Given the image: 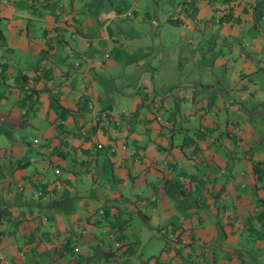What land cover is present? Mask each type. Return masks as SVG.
I'll return each instance as SVG.
<instances>
[{
	"label": "crops",
	"instance_id": "0c3cea01",
	"mask_svg": "<svg viewBox=\"0 0 264 264\" xmlns=\"http://www.w3.org/2000/svg\"><path fill=\"white\" fill-rule=\"evenodd\" d=\"M75 1H83L107 41L98 59H93L95 51L89 52L88 61V54L76 46L69 42L59 46L55 41L63 40L65 27L71 28L66 22L60 25L59 19L73 18ZM192 1L195 10L199 2ZM87 2L0 0V121L10 131V137L0 134V264H117L125 257L128 264H264V256L256 249V244H264V218L258 214L264 207V193L258 192L264 184V170L260 174L252 166V159L259 155L246 151L240 170L235 162L224 163L214 156L233 153L232 146L243 144L253 133L230 132L228 140L210 149V142L198 140L197 132L188 131L187 125L180 126L176 138L170 135L168 139L161 128V135L147 129L145 121H137L142 126L139 135L129 133V127L122 136L125 130L115 121H109L112 125L106 132L102 118L109 114V106L94 105L97 94L92 87L69 99L61 92L54 98L57 112L49 114L50 103L43 92L51 97L52 87L66 83L69 71L62 66L66 60L70 67L85 62L84 73L97 62H114L126 35L120 36L123 30L119 28L115 34L119 38L114 37L110 26H116L117 19L128 12L132 13L129 23L134 24L149 15L148 3L144 6L141 0ZM201 5L203 15L211 20L220 9L228 20L251 14L262 36L259 43L264 45L263 28L258 24L262 20L264 25L262 0H207ZM171 18L178 20V15L171 14ZM86 28L74 32L83 38L86 34L83 43L89 47L95 34L85 33ZM232 51H237V60L249 52L241 43ZM132 52L137 55L136 50ZM254 63V69H263L261 59ZM126 85L134 86L127 82L120 88ZM139 110L135 106L127 113L136 116ZM30 116L46 118L42 126L55 128L47 135ZM193 124L194 129L211 123L199 116ZM134 211L140 218L144 213L147 224L165 221L173 226L178 239L164 244L156 254L140 256L136 249L140 224ZM113 219L124 220L120 232L110 225ZM255 222L253 231L245 230ZM52 230L59 231L55 243L72 247L49 258L38 252L44 243L50 244L41 232ZM95 244L110 245L118 255L90 256ZM120 244L122 249L117 250ZM126 245L132 249L124 253ZM136 250L140 258L132 263Z\"/></svg>",
	"mask_w": 264,
	"mask_h": 264
},
{
	"label": "rangeland",
	"instance_id": "374dc122",
	"mask_svg": "<svg viewBox=\"0 0 264 264\" xmlns=\"http://www.w3.org/2000/svg\"><path fill=\"white\" fill-rule=\"evenodd\" d=\"M87 1V3L95 2V0ZM124 1L127 3L130 0ZM141 1L144 6L146 2L148 3L149 15L139 17L134 24L129 23L132 13L128 12L117 19L116 26H110L114 37L119 38L115 35L119 28L123 30L119 32V35H126V41L123 40L118 59L114 62H97L85 73V62L80 67H70L68 60L64 62L62 66L69 71L66 83L52 87L51 97L47 92H43L46 102L50 103L49 114L57 112L54 98L61 92H66V97L69 99L80 90L92 87L93 93L97 94L94 105L109 106L107 108L109 114L102 118L107 128L106 132L115 121L118 128L122 127L125 130L122 136L127 135L129 127H131L129 133L139 135L142 126L138 125L137 121L141 124L145 121L144 125L147 129L157 131V135H161L163 131L168 139L170 135L176 138L180 135V126L187 125L188 131L195 130L196 135L200 137L198 140L203 139L205 144L210 142V149H213L218 142L228 140L227 135H230V132L248 131L253 135L244 138L243 144L237 143L232 146L233 153L227 151L222 157L214 154L216 160L224 163L235 162L236 168L240 170L244 165L241 157L246 151L251 156L263 155L264 45L259 43L262 36L256 28L254 17L251 14L250 16L242 14V17L228 20L227 15L224 16L225 11L220 9L219 12L214 13L211 20L203 15L204 7L201 4L207 0H197L199 7L195 10L192 0ZM178 2H181L183 6H179ZM75 3L77 4H74L76 7L72 11L73 18L59 19L60 25L66 22V25L70 24L71 28L65 27L62 31L63 40L55 38V41L59 43H57L59 46L60 42H69L70 45L76 46L82 54H88V61L91 59L89 52L95 51L93 59H98L105 52L107 41L100 36L101 32L98 31L96 19L89 16L88 11L83 7V1H75ZM171 14L178 15V20L172 19ZM152 19L154 21L150 22ZM258 24L264 32L263 21H258ZM85 26H87L85 33L95 34V38L90 40L89 47L83 43L87 35L85 34L83 38L74 32ZM33 34L31 32V35ZM239 43L242 49L250 53L246 52L237 60V51L232 50ZM132 50L137 51L136 56L131 55ZM228 51L231 53L227 54ZM258 59H261L260 65L263 69H254V60L257 63ZM93 79L97 82H93ZM54 80L60 82L58 76H55ZM127 82H131L134 85L133 88L127 85L120 88ZM135 106L140 108L136 116L128 114L127 109ZM84 115L88 114L85 112ZM199 116L203 121L211 124L204 125L203 128H191L190 126L194 125L193 122ZM30 119L41 126L39 131L47 135L55 128L51 125L42 126L48 122L46 118L30 116ZM87 121L89 117L84 120V124H87ZM159 128L162 131L159 132ZM19 130L20 128L15 130L16 134ZM23 130L34 135L38 134L34 129L23 128ZM165 152V150L161 152L160 156H163ZM174 153L171 154L174 155ZM258 167V165L255 166V168ZM44 168L50 170L51 166ZM262 180L264 183V178ZM258 192L264 193V184L259 186ZM162 196L166 197L165 194ZM258 214L259 217L264 218V207ZM134 216L140 224L139 231L137 230L138 240H136V249L140 251V256L156 254L164 245L163 237L158 229L159 226L166 224L165 221L147 224L143 222L147 218L144 213L140 218L134 211ZM256 225L257 222L254 225L248 223L245 230L253 231ZM261 228L264 229V223H261ZM177 239L178 234L175 239L171 238L172 241ZM250 241L254 242L253 237ZM120 246L121 244L116 247L117 250L122 249ZM256 249H259L260 254L264 256V244L259 247L256 244ZM256 254H259V251ZM140 256L138 252L132 263ZM251 257L254 259L252 255Z\"/></svg>",
	"mask_w": 264,
	"mask_h": 264
},
{
	"label": "trees",
	"instance_id": "16d2710c",
	"mask_svg": "<svg viewBox=\"0 0 264 264\" xmlns=\"http://www.w3.org/2000/svg\"><path fill=\"white\" fill-rule=\"evenodd\" d=\"M0 134L5 135L6 137H10L9 129L7 127H5L1 121H0ZM257 165L259 167L255 168V166H257ZM263 165H264V154L252 159V166L256 172L261 171L260 172V174H261L262 170L264 169ZM123 222L124 221H122V220L119 221L117 219H113L109 223L112 227L116 226V227L120 228L122 226ZM170 231H171V235L169 236V234H166L165 238L163 239L164 244H166L169 241H172L171 238L175 239V236L177 235V232L173 229V226H170ZM41 235L46 236L44 239L46 240V242H48L50 244L47 247L46 244L44 243L43 247L40 248L38 254H45V255H48L49 258H51L52 256H55V255L56 256L61 255L62 253L68 251L72 247L71 245H64L65 242H60L59 244L54 242V238L57 239V237L59 235L58 230L42 231ZM91 249H92V253L90 254V256L96 253V255H98V256L101 255L102 257H107V255H113L114 251H115V250L111 249L110 245L103 248V247L95 244V245H91ZM131 249H132L131 246L126 245L125 249H124V253L130 252ZM111 264H116V263H111ZM117 264H128V258L125 257L123 259V262L121 261V263L118 262Z\"/></svg>",
	"mask_w": 264,
	"mask_h": 264
},
{
	"label": "built area",
	"instance_id": "2783aa9c",
	"mask_svg": "<svg viewBox=\"0 0 264 264\" xmlns=\"http://www.w3.org/2000/svg\"><path fill=\"white\" fill-rule=\"evenodd\" d=\"M0 119H1V117H0ZM158 232L164 239L166 234H169V236L171 235L170 226H165V227L163 225L159 226Z\"/></svg>",
	"mask_w": 264,
	"mask_h": 264
},
{
	"label": "clouds",
	"instance_id": "9594fccd",
	"mask_svg": "<svg viewBox=\"0 0 264 264\" xmlns=\"http://www.w3.org/2000/svg\"><path fill=\"white\" fill-rule=\"evenodd\" d=\"M100 211H101V210H100ZM161 226H162V225H161ZM163 226H168V225H165V224H164Z\"/></svg>",
	"mask_w": 264,
	"mask_h": 264
}]
</instances>
